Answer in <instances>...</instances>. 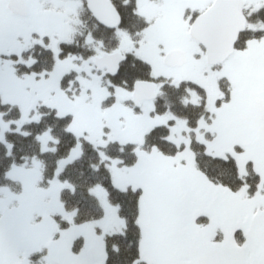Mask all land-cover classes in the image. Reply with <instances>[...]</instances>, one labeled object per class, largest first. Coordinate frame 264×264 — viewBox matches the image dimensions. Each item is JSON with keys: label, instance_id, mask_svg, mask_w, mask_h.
Here are the masks:
<instances>
[{"label": "snow or ice", "instance_id": "6c2138e0", "mask_svg": "<svg viewBox=\"0 0 264 264\" xmlns=\"http://www.w3.org/2000/svg\"><path fill=\"white\" fill-rule=\"evenodd\" d=\"M0 264H264V0H0Z\"/></svg>", "mask_w": 264, "mask_h": 264}]
</instances>
